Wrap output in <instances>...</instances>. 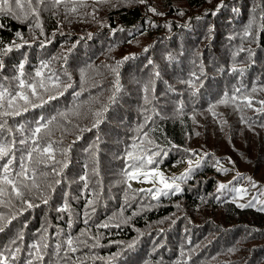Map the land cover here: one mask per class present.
<instances>
[{
	"label": "trees",
	"instance_id": "trees-1",
	"mask_svg": "<svg viewBox=\"0 0 264 264\" xmlns=\"http://www.w3.org/2000/svg\"><path fill=\"white\" fill-rule=\"evenodd\" d=\"M73 2L75 12L45 0L39 21L0 14V46L22 45L0 56V87L17 83L21 63L25 78L40 69L71 84L49 85L63 94L41 92L47 102L0 132L17 141L19 159L28 148L19 141L55 117L40 134L55 161L33 154L35 206L14 197L0 205L6 264H26L34 244L42 264H264V0ZM129 152L145 158L143 170L178 166L175 177L188 159L200 155L202 165L179 193L153 199L130 185Z\"/></svg>",
	"mask_w": 264,
	"mask_h": 264
},
{
	"label": "snow or ice",
	"instance_id": "snow-or-ice-1",
	"mask_svg": "<svg viewBox=\"0 0 264 264\" xmlns=\"http://www.w3.org/2000/svg\"><path fill=\"white\" fill-rule=\"evenodd\" d=\"M72 3V7L69 9L71 12L76 11V6L73 0H52L54 5H59L60 3ZM100 2V0H97ZM141 3L145 2V0H140ZM45 3V0H0V14L3 15H11L17 19L29 20L31 18H35L36 21H39V8L41 5ZM222 7V5L218 6ZM149 11H152L155 14V9L149 8ZM183 15V13H180ZM36 27L40 28L41 34H43V28L39 23H36ZM248 34V33H246ZM18 37L23 39L20 33L16 34ZM26 43V41H25ZM2 45V42H0ZM22 45L13 41L11 44L0 46V56H3L13 50V48H19ZM147 51V49L145 50ZM66 59V58H65ZM129 59V57H124L123 60L118 61L113 71L117 72V76L119 75L117 69L119 68L120 64L123 63L124 60ZM3 62L0 60V69L3 68ZM49 64L47 62L42 63L41 68H48ZM24 64L21 63L19 65V76L16 78L17 83H15L12 87H0V132L9 131L11 129L8 128V117L19 115L21 111H27L29 107H38L39 105L35 103V100H39L41 103L47 102L45 100L44 95L41 94L47 93V99L53 100L56 99L57 95H62L63 90L71 87L70 83H64L60 80L59 76H57L54 72H50L47 77L45 74L38 69L35 73V77L32 78H25L24 73ZM235 70V69H234ZM39 77L40 79H36ZM55 77V79H53ZM47 80V83L45 82ZM63 84V90H60L56 93L51 92V88L60 89L61 85ZM51 85V88L49 87ZM116 91L119 92V80L117 79L116 82ZM147 87L145 88V92H147ZM239 91V89H237ZM255 91V89H253ZM111 99H114L112 97ZM231 99L234 101L236 100L235 96H232ZM247 99V98H246ZM147 102V97H145ZM228 97L226 96L224 99L220 100L219 103H227ZM261 104H264V101H260ZM248 106H251V100H248ZM215 107V105H213ZM106 110V109H105ZM211 111V108L209 109ZM98 117L102 115V113L96 114ZM55 120V117L48 120L45 123L38 124L34 129L31 130V136L28 137L27 140H21L19 143L28 145V148L23 152V154L17 159L16 151L17 149V141L15 139H7L0 137V197H4L7 193L9 199L7 201L0 199V205L2 204H9L12 203V198L14 197L17 200H20L23 204H26L28 207H34L35 205L32 201L28 198L29 194L32 192L33 189L40 191V185L37 183V169L32 167L34 156L33 154H48V159L55 161V154L53 143L44 142V138L40 135L44 130L48 129V126ZM99 120L96 121V124H99ZM30 141V143H29ZM152 143V141H149ZM135 147V145H134ZM67 151V150H65ZM196 155V154H194ZM127 156L133 162L129 164V169L131 171L125 170V175L129 178H137L138 175L144 176L145 180L149 176L153 177L152 182L163 185V188H156L155 191L153 189H147L146 191L151 194L153 199H158L159 196L164 195L167 196L169 193H179L181 191L180 183L182 181H186L190 179L195 168H199L202 165V158L196 157L195 160L188 159L187 164L188 168L182 173L179 177H172L171 179L166 178L162 172L158 170L152 169L148 171H143L145 167V158L140 157L138 160L133 159V154L131 152L127 153ZM43 163V161H38ZM153 158L152 155H149L146 159L147 164H152ZM57 163L62 164L61 171L63 168L67 167L66 161H58ZM195 163V168L193 164ZM217 165L220 164L219 161L216 162ZM47 167V165L45 164ZM218 170H221L218 168ZM52 171L59 175L60 172H56L55 167H53ZM40 175H48V173H40ZM85 179V177H82ZM56 184H59L60 181L56 180ZM51 188V185H49ZM226 188V185H219V189L223 190ZM41 196H43V192L41 191ZM43 202L47 203V198L45 197ZM89 204L92 202L89 201ZM239 207L251 206V203L248 205H238ZM14 218V217H13ZM4 217L0 216V220H3ZM10 222V221H9ZM87 223V221H85ZM101 227H107V224L100 225ZM0 231H3V227H0ZM22 238V237H21ZM15 243V241H13ZM68 250L75 252L76 248L73 246L74 240L73 238L69 237L66 241ZM135 244V241L128 244V247L131 248ZM44 248H47V244L43 245ZM34 251L30 253V259L26 261V264H35V261H40L41 264L44 260V254L41 251V247L39 245H32ZM57 248H60V245H57ZM20 249L17 247L15 252H19ZM12 259L15 260L16 256L15 253L12 255ZM8 257L3 256L0 254V264H6Z\"/></svg>",
	"mask_w": 264,
	"mask_h": 264
},
{
	"label": "rangeland",
	"instance_id": "rangeland-1",
	"mask_svg": "<svg viewBox=\"0 0 264 264\" xmlns=\"http://www.w3.org/2000/svg\"><path fill=\"white\" fill-rule=\"evenodd\" d=\"M197 156L200 157V155H197ZM195 158L193 160H195ZM194 164H193V167H194ZM154 169L158 170L159 172H162L163 175L169 179H171L172 177H175V175L177 173H179L178 166H175V165H173V166H159V167H156ZM150 170H152V169H150ZM143 171H148V170H143ZM152 180H153L152 176H149L147 178V180H145L144 176L138 175L137 178H134V179L130 178L129 183L133 187L138 188V189H143V190L153 189V191H155L156 188H163V185L159 184L158 182L153 183ZM161 196H163V195H161Z\"/></svg>",
	"mask_w": 264,
	"mask_h": 264
},
{
	"label": "bare ground",
	"instance_id": "bare-ground-1",
	"mask_svg": "<svg viewBox=\"0 0 264 264\" xmlns=\"http://www.w3.org/2000/svg\"><path fill=\"white\" fill-rule=\"evenodd\" d=\"M242 6V5H241Z\"/></svg>",
	"mask_w": 264,
	"mask_h": 264
}]
</instances>
